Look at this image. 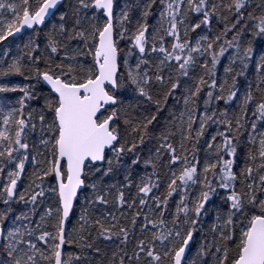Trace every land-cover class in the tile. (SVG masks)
<instances>
[{
  "label": "snow or ice",
  "instance_id": "obj_1",
  "mask_svg": "<svg viewBox=\"0 0 264 264\" xmlns=\"http://www.w3.org/2000/svg\"><path fill=\"white\" fill-rule=\"evenodd\" d=\"M118 7L0 0V264H264V0Z\"/></svg>",
  "mask_w": 264,
  "mask_h": 264
},
{
  "label": "trees",
  "instance_id": "obj_2",
  "mask_svg": "<svg viewBox=\"0 0 264 264\" xmlns=\"http://www.w3.org/2000/svg\"><path fill=\"white\" fill-rule=\"evenodd\" d=\"M128 2L130 4H137L140 2V0H128ZM224 2H229V0H224ZM251 3H259V0H250ZM117 3L119 5V7H123L124 5V0H117ZM119 7L117 8V11H119ZM154 14L148 17V23L150 26H154L156 24V20L158 17V13H155V9H153ZM259 14V13H257ZM139 10L138 9H133V11L131 12V23L128 24L127 26L130 28V30H135V26H136V21L139 18ZM212 28L214 32H218L220 29L223 28V23H217V21L215 19L212 20ZM151 30V28H150ZM183 31V30H182ZM199 31V30H198ZM229 39H231V34L228 37ZM252 39L250 36V32H245L243 34V38L240 40V45H241V52L243 50L244 47L248 46V40ZM43 46V45H41ZM121 47H124V44H121ZM251 47L253 48V60H250L248 62L249 67L246 70V75H247V80L245 79V77H239L238 78V84L237 87L240 89L241 91V95H243V93L246 91V84L247 82H255V61L259 59V57L261 55H264V38H255L252 39V44ZM235 51V49H229L228 52L225 53V55L223 57H221V63L217 65V75L218 77H222L224 75V66L227 65L229 63V57L232 55V53ZM0 82H10L11 84H17V83H22L23 78L22 77H17V76H13V77H8L6 78H2L0 77ZM183 92V89H181L180 91H178L177 93H175L173 98H170L168 100V106L169 108H171L172 106H176L177 109H182L183 108V98L181 93ZM258 95V94H257ZM10 97L13 100L17 97V93H0V97ZM217 102H214V105ZM219 103V108L221 110H223L225 108V105L223 104V102H218ZM239 103V101H237L234 104L230 105V115H232V110H235L237 108V104ZM33 104H35V102H33ZM200 110H203V102L200 101ZM249 115H251V113L249 112ZM169 116V110L165 109V111L163 112L162 116L160 117V121L161 123H165V118ZM217 125H211L208 128L207 131V135L206 138H210L212 134L215 133L216 129H217ZM222 130V129H221ZM154 142V141H153ZM202 147H204L203 143H201L200 145H197L196 148L197 149H201ZM198 155L202 156L203 153L198 151L197 153ZM243 164V161L241 159V166ZM239 170V169H237ZM27 184V178H25L22 182L19 183V190L23 191L25 186ZM161 191H163V188L161 189ZM31 206H29L30 208ZM3 209V205L0 204V210ZM28 209H25L23 204H19L16 205V213L18 214L20 211H27ZM40 211H42V209L38 208L37 212L39 213ZM34 220H38L39 219V215H35L32 217ZM5 227L4 225H0V228Z\"/></svg>",
  "mask_w": 264,
  "mask_h": 264
}]
</instances>
